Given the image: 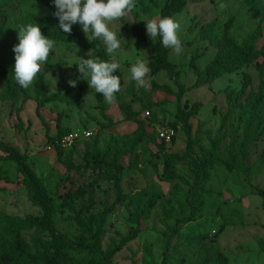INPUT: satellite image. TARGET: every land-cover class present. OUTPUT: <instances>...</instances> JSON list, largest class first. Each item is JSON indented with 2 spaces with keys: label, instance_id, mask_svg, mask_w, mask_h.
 Listing matches in <instances>:
<instances>
[{
  "label": "rangeland",
  "instance_id": "obj_1",
  "mask_svg": "<svg viewBox=\"0 0 264 264\" xmlns=\"http://www.w3.org/2000/svg\"><path fill=\"white\" fill-rule=\"evenodd\" d=\"M164 2L135 0V9L126 20L147 33L146 21L160 18ZM0 11L7 14L6 24L0 28V62L15 65L13 48L19 43V26L35 24L29 16L45 19L51 10L42 0H0ZM231 17L230 34L238 43L246 41L260 20L245 0H188L173 17L181 25L178 36L184 51L177 55L171 49L169 53L178 75L161 71L156 76L159 84L168 86L167 90L153 89L152 83L148 89L137 86L130 68L138 59L148 64L152 51L132 38L119 19L108 22L121 44L109 55L121 65L122 97L140 118L150 122L147 136L132 155L123 159L126 168L122 187L127 198L120 203L111 171L89 161L94 153L93 141L98 136L99 149L112 160L113 139L132 133L138 124L125 119L116 103H106L103 95L99 98L86 78L81 77L74 64L79 57L92 56L95 51L83 49L74 41L54 40L38 24L42 34L56 42L47 60V85L67 101L46 103L41 109L45 119L42 121L36 114L34 90L32 99H20L11 106L4 98L5 83L0 76V139L16 145L36 161L31 165L0 160V187L4 188L0 190V213L22 217L43 213L29 200L23 181V172H28L41 177L56 196L52 207L54 224L65 236L63 244L67 247H76L80 237L91 236L106 207L116 208L104 220L103 248L110 247L136 225L135 215L141 217L138 237L109 264H162L164 258L166 264H217L221 260L227 264H264V207L257 189L264 190L263 58L224 73L210 84L193 87V64L200 69L208 67L218 51L223 25ZM263 45L264 24L257 41L259 48ZM69 80H76V87L70 86ZM186 101L190 105L201 103L190 117L191 154L186 153L188 141L183 123L176 122L178 108ZM104 114L118 121L114 127L102 129L107 122ZM59 115L62 126L69 131L92 132L76 142L71 157L65 150L62 159L58 157L59 146L49 138L57 132ZM174 122V140L160 149L158 130ZM170 155L178 157L170 162L173 178H166L165 161ZM204 157L211 160L212 166L202 188L200 214L190 219L192 207L187 198L194 170ZM151 197L154 203L149 207ZM23 236L31 251L53 252L54 241L49 232L33 228L24 231ZM83 256L81 253L77 261L69 264H82Z\"/></svg>",
  "mask_w": 264,
  "mask_h": 264
},
{
  "label": "trees",
  "instance_id": "obj_2",
  "mask_svg": "<svg viewBox=\"0 0 264 264\" xmlns=\"http://www.w3.org/2000/svg\"><path fill=\"white\" fill-rule=\"evenodd\" d=\"M47 5L51 14L43 19L33 16H29V19L35 21L37 24L42 25L48 36L57 41H74L83 49H91L95 51L92 56H85V58H99L104 61H112L110 55L106 51V47L101 39H93L88 41L87 37L82 31L79 24L72 26L70 34H65L59 29V20L53 15L56 11L53 0H42ZM188 3V0H165L164 5L160 11V18L171 17L173 18L179 13ZM245 4L260 15V20L257 28L249 35V37L243 43L235 42L232 38L230 31L232 28L233 18H229L223 25V33L218 43V51L210 62L208 67L200 69L193 64V69L196 75V82L193 85L194 88H199L204 85L212 83L215 79L221 77L224 73H232L245 65H249L257 61L260 57L263 58L264 66V45L262 47L257 46V41L262 34V27L264 24V0H245ZM132 38L144 44L152 51V56L148 62V66L151 71L149 78L152 83L153 89L167 90V85L159 84L156 80V76L164 71L172 75H178L176 65L170 60L169 53L171 48H165L161 43V38H150L148 34L140 27L129 23L126 17L119 19ZM7 22V14L0 11V28ZM35 23V24H36ZM91 35V33H90ZM14 65L0 62V76L4 80L5 90L4 98L10 102L11 106L21 99L22 102H26L32 99L31 90L33 89L36 94V114L42 120L45 121L44 116L41 113V109L46 103L52 101L66 102V98L60 92H51L46 82V74L50 69V63L46 62L42 64L41 71L37 74L32 86L28 89L22 88L14 79ZM114 75H118L121 78V91L116 93V104L120 110L121 115L130 121L138 124L136 130L132 133L117 136L113 139L112 149L110 150L112 160H108L105 152H102L98 147V136L93 141V156L92 160L96 165L101 168L109 169L112 173V180L114 181L115 190L117 192L118 203L124 201L127 195L123 191L122 179L123 172L126 165L123 163V159L126 156H130L147 136L146 128L149 126V121L139 117V113L133 109L132 105L122 97V90L124 85L123 75L120 69L116 70ZM99 98H102V94L98 93ZM201 106L200 102H194L189 104L188 101L184 103V106H180L177 111L176 122L183 123V130L186 133L188 147L187 154L192 153V125L190 124V117L194 114L195 110ZM149 111V110H148ZM151 112L149 111L150 117ZM107 122L102 124V129H110L116 125L117 120L106 116ZM154 119V115L152 117ZM176 122L170 127L175 129L176 136ZM19 123H22L19 121ZM57 132L54 136H49L53 141L57 138L71 132L67 128L62 126V115H59L56 121ZM48 130L47 133H49ZM166 142L161 141L159 143L160 149L165 147ZM76 143L70 148H59V159H62L65 150H69L68 154L71 157L72 149ZM0 151L4 154L0 155V160L5 159L17 164L28 163L34 165L36 161L29 159L28 154L22 152L16 145L0 139ZM169 159L165 161V172H167L166 178H173V171L170 170V162L174 160L176 155L168 156ZM66 161V160H63ZM91 163V162H90ZM71 165V161L69 164ZM212 166L211 160L204 157L199 163L196 170H194V181L190 187L187 201L192 207L190 219L200 214L201 208V193L204 183L208 180V172ZM0 175H3V170L0 166ZM23 181L28 190L29 200L39 206L43 213L40 215L28 214L26 216L10 215L4 212L0 213V264H69V262L77 261L78 255L84 254V261L82 264H109L114 256L121 251L128 243L134 241L141 230V217L135 215L133 217L134 227L125 235L120 236L119 240H115L110 247L103 248L102 239L105 234L104 220L108 213L112 212L116 207L112 205L106 207L101 214L102 220L98 223L97 228L91 233L90 237H80L78 245L76 247H67L64 243L65 236L56 230L53 218L52 207L56 196L51 190L48 189L46 183L41 177H34L28 172H23ZM9 181V178H5ZM259 194L263 199L264 207V190L257 188ZM0 190L4 188L0 187ZM154 197V196H152ZM147 202V206L151 207L154 203V198ZM35 228L39 231H47L53 238V252L48 254L44 251L36 250L31 251L23 236V232ZM135 264V263H134ZM162 264H166V258L163 259ZM217 264H227L225 260H221Z\"/></svg>",
  "mask_w": 264,
  "mask_h": 264
},
{
  "label": "clouds",
  "instance_id": "obj_3",
  "mask_svg": "<svg viewBox=\"0 0 264 264\" xmlns=\"http://www.w3.org/2000/svg\"><path fill=\"white\" fill-rule=\"evenodd\" d=\"M53 3L56 9L53 15L58 18L59 29L63 33L70 34L72 26L79 24L88 41L101 39L110 55L121 44L117 34L110 30L108 22L127 17L135 9V0H53ZM180 28L179 22L171 17L146 21L148 36L153 39L160 37L162 45L171 48L177 55L184 51L178 36ZM17 31L19 43L13 48L14 79L22 88L28 89L41 71L42 64L47 62L56 42L43 35L37 23L21 25ZM74 65L81 77L86 78L90 89L102 94L106 103H116L115 94L121 91V78L113 73L121 67L119 63L115 60H100L98 57H79V62ZM150 71L146 62L139 59L130 68L132 79L138 87L145 89L151 87ZM68 83L72 87L77 85L76 80H69Z\"/></svg>",
  "mask_w": 264,
  "mask_h": 264
},
{
  "label": "built area",
  "instance_id": "obj_4",
  "mask_svg": "<svg viewBox=\"0 0 264 264\" xmlns=\"http://www.w3.org/2000/svg\"><path fill=\"white\" fill-rule=\"evenodd\" d=\"M149 115V111H146ZM92 132L84 130L82 133L71 131L55 140L56 144L62 148H70L76 142L88 138ZM160 141L170 142L175 135V129L172 127L162 128L158 130Z\"/></svg>",
  "mask_w": 264,
  "mask_h": 264
}]
</instances>
